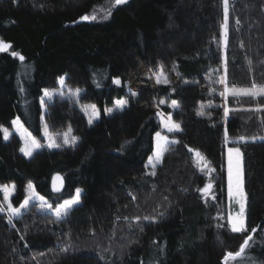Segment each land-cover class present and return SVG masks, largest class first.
Returning <instances> with one entry per match:
<instances>
[{
  "label": "trees",
  "instance_id": "1",
  "mask_svg": "<svg viewBox=\"0 0 264 264\" xmlns=\"http://www.w3.org/2000/svg\"><path fill=\"white\" fill-rule=\"evenodd\" d=\"M113 4L0 0V40L12 46L0 52V126L8 128L19 118L35 137L41 136L43 122L51 133L71 127L78 137L74 148H43L26 159L19 138L4 142L0 133V185H16L17 203L31 182L53 205L82 189L80 205L60 221L34 204L12 224L0 214V264H223L225 253L238 251L252 227L257 231L246 256L264 264V139L258 138L264 137V113L247 111L257 100L228 97L235 110L225 121L224 98L192 90H208V80L224 73L225 59L230 87L264 84V0H229L226 49L222 0ZM96 8L112 14L80 20ZM14 51L25 57L23 62ZM141 66L152 72L163 67L188 85L153 88L144 79L132 95L128 76ZM60 77L79 88L80 96H56L43 109L44 89H55ZM114 79L121 83L114 85ZM119 99L143 110L106 115L104 109ZM173 100L179 105L175 109L168 105ZM206 101L214 106L198 115L197 104ZM258 101L264 104V98ZM85 104L100 111L92 125L82 112ZM156 109L170 115L181 131L175 134L179 143L169 147L152 176L146 162L159 131ZM226 129L229 140L246 137L227 144L243 153L246 233H232L223 218ZM189 148L200 151L214 171H201ZM55 174L65 182L59 195L49 187ZM205 183L212 186L208 195L200 191Z\"/></svg>",
  "mask_w": 264,
  "mask_h": 264
},
{
  "label": "snow or ice",
  "instance_id": "2",
  "mask_svg": "<svg viewBox=\"0 0 264 264\" xmlns=\"http://www.w3.org/2000/svg\"><path fill=\"white\" fill-rule=\"evenodd\" d=\"M127 3V0H114L113 7L123 5ZM223 3V24H222V40L223 46L226 49L228 45V35H229V0H222ZM111 11L107 12V14L103 17V19H108L111 16ZM81 21H96L97 15L95 14H85L80 17ZM236 23L239 24L240 21L236 20ZM12 46L9 43L0 40V52H5L10 49ZM12 55L14 57H18L21 62L24 61L25 57L18 52H13ZM249 63H251L249 61ZM156 76V82L161 83L162 79L164 83H168L167 77L164 75L163 67H161V71L159 74H154ZM115 84L119 85L121 82L119 79L113 81ZM223 85V91L220 92V95L224 98L225 104L223 105V117L225 121H227L231 112L235 109L230 108L228 106V97H247L253 100H257L256 106L254 108L247 109V111L254 113H264V104H261L258 101V98H264V84H257L253 81L250 87H236L235 85L229 86L227 80V60L225 59L224 65V75L220 76L216 81ZM61 88L65 86L64 77H60L58 81ZM80 89H74L70 91V94L79 97ZM56 94L55 90L44 89V96L47 97L48 100L53 98V95ZM61 96L62 92L59 93ZM132 95H136V93H132ZM239 102V101H237ZM160 103H164V101H160ZM44 100H41V107H44ZM127 106V101L123 99H119L115 101L114 108L109 107L105 108V114H112L114 110L122 111ZM171 107H178L177 101L173 100L171 102ZM203 107V106H202ZM85 115L89 117L88 123L92 125L95 119H99L100 111L97 109L95 104L84 105L82 108ZM198 115H204L203 111L198 112ZM162 123L168 132H178L181 131V126L179 123H175L172 121L169 116L167 119H162ZM261 123L264 124V118H261ZM12 125L16 129V131L20 135V139L23 141V146L20 147L19 151L23 153L26 157H32L33 153L37 150L45 147L42 145L39 140H37L26 128H24L23 124H21L20 119L16 118L12 121ZM0 133L3 134V139L5 141L9 140L10 133L7 128L0 126ZM44 137L47 141L46 147L49 149L61 148L62 146L75 147L78 143V137L72 135L71 127L68 128L67 131L63 133H51L49 131V127L47 124L44 125L43 129ZM57 137H60L62 143L58 141ZM260 139H264V137H258ZM256 139V137L252 138ZM246 141V137L241 135L237 138V140L232 141V143L244 142ZM224 142L227 145L229 143V136L227 129L224 133ZM179 141L171 140L169 141L166 136H162L159 132L156 133V151L153 157L149 158V165H151L153 171L150 173L152 176L156 175L155 168L161 163L164 154L169 151L168 145L177 144ZM190 152L194 151V155L197 159V165L201 166V171L205 168H208V171H214L208 167V162L203 154L198 150H193L192 148L188 149ZM243 153L238 147H230L227 149V196L229 200L230 207L232 205L238 206V211L230 212L227 220L228 226L232 233H246L249 232V226L246 223V206H247V194L244 188V178H243V165H242ZM64 186L63 177L56 175L52 178V188L55 192H60V190ZM211 184L202 189V193L207 194L211 189ZM16 185L15 184H2L0 185V193H3V203H0V213H6L8 223L12 224L14 218H19L22 215V210H28L31 206L32 201L39 202V208L41 211H53V206L49 204L43 196H39L36 193V190L31 182L27 185V196L23 200L22 203L19 204V207H14L13 203L10 200V197L15 193ZM81 193L82 189L77 188L75 192V197L71 199H66L62 204H59L54 209V215L56 217V221L62 220L64 217L68 215V212L73 208L74 205H78L81 202ZM215 199V197H213ZM139 219V218H137ZM144 219H150L149 217H145ZM222 227V226H220ZM257 231L256 227L251 228V232L243 239V243L239 247L238 251L232 252L227 251L223 257V264H230V262L246 259L247 264H255V261L251 257L246 256L247 250L251 247V243L254 240V235ZM23 239V237H21ZM67 249H65L66 251Z\"/></svg>",
  "mask_w": 264,
  "mask_h": 264
},
{
  "label": "rangeland",
  "instance_id": "3",
  "mask_svg": "<svg viewBox=\"0 0 264 264\" xmlns=\"http://www.w3.org/2000/svg\"><path fill=\"white\" fill-rule=\"evenodd\" d=\"M128 1V0H127ZM113 2H114V0H113ZM107 8V7H106ZM106 8H104L105 9V11H103L102 9H100V8H96L95 10L96 11H98V12H94V14L95 15H97V17L99 16L100 18H102V15H101V13L103 14V17L105 16V14H106ZM98 13V14H97ZM160 71H161V67L160 68H158L157 69V71L156 72H152V71H149V70H147V69H145V67H143V66H141L139 69H138V73H131L129 76H128V84H129V90H131L132 91V93H134V91L137 89V88H139V87H142V83H140V81H142V80H144V79H147L150 83H151V86L153 87V88H155L157 85H162V84H170V85H178V86H180V88L181 87H186L188 84H186V83H184V82H181L180 81V79L178 78V76H176L175 74L174 75H172V76H170L169 75V72H166L164 69H163V71H164V75L167 77V80H168V83H164L163 82V79H162V81H161V83H157L156 82V76L154 75V74H159L160 73ZM222 75H224V73L223 74H221V75H215V76H213V78H211L210 80H208V82H207V84H209L211 87L208 89V90H203V89H201V88H198V87H193V93L194 94H196V95H205L206 97H218V98H220V99H223V97L220 95V92H222L223 91V85L222 84H220V83H217L216 81L219 79V77L220 76H222ZM65 79V78H64ZM114 80H117V79H114ZM113 80V81H114ZM113 84L114 85H117V84H115L114 82H113ZM189 87V86H188ZM182 89V88H181ZM53 90H55V93L56 94H54L53 95V98L54 97H56V96H59V97H62V98H71V99H78V97H75V96H73V95H71L70 94V91L71 90H74L73 88H70V87H68L67 85H66V83H65V86L63 87V88H61L60 87V85H59V83H57V86H56V88L55 89H53ZM60 92H62L63 93V95L61 96L59 93ZM80 94H81V91H80ZM80 96V95H79ZM229 97H231V96H229ZM52 98V99H53ZM51 99V100H52ZM42 100H44V102H46V101H50V100H48L47 99V97H45L44 96V92H43V97H42ZM124 100H126L127 101V106L122 110V111H120V110H114L113 111V113L114 112H126V113H129V112H133V111H142L143 109L142 108H138V107H136L135 106V104L133 103V101H131V100H127V99H124ZM172 102V101H171ZM171 102L168 104L169 106L171 105ZM215 103V102H214ZM85 105H90V104H85ZM224 104L223 103H221L220 104V106H223ZM114 106H115V102L113 103V105L111 106L112 108H114ZM203 106V107H202ZM214 106V104L212 103V102H210V101H206V102H204V103H198L197 104V106H196V110L198 111V112H200V111H203L204 112V115H207V110H209V109H211L212 107ZM45 107H43V109H44ZM83 108V107H82ZM173 108V107H172ZM176 108V107H175ZM175 108H173V109H175ZM83 112V114H84V116L86 117V120L88 121V119H89V117L87 116V115H85V113H84V111H82ZM105 113V112H104ZM106 115H109V114H106ZM156 115H157V118H158V121H159V133L162 135V136H166L167 138H168V140L169 141H171V140H176L177 141V138L175 137V134H177V133H179L180 131H178V132H168L167 131V129L164 127V125H163V123H162V119H167L170 115H165V114H163L160 110H158V109H156ZM204 115H201V116H204ZM171 117V116H170ZM16 119V118H15ZM171 119H172V117H171ZM97 119H95L94 121H96ZM93 121V122H94ZM172 121L173 122H175L173 119H172ZM21 122V121H20ZM175 123H177V122H175ZM22 124V123H21ZM44 122H43V124H42V127H41V136L40 137H35L37 140H39L40 142H41V144L42 145H45V147H42L41 149H43V148H46V149H49L48 147H46V144H47V141H46V139H45V137H44V134H43V129H44ZM25 128V127H24ZM8 130H9V133H10V137H9V140H10V138L13 136V135H15V136H17L18 138H19V141H20V143H21V145H20V147H22L23 146V141L20 139V135H19V133L16 131V129L14 128V126L12 125V122H11V126L10 127H8L7 128ZM68 130V128L67 129H65V130H63V131H61V132H54L53 134H55V133H63V132H65V131H67ZM29 132V131H28ZM2 138H3V134H2ZM57 139H58V141L59 142H61L62 143V140H61V138L60 137H57ZM8 140V141H9ZM235 140H237V139H235ZM235 140H233V139H231V140H229V143L231 142L232 143V141H235ZM3 141L4 142H8V141H5L4 139H3ZM172 145H174V144H170V145H168V147H170V146H172ZM228 148H230V147H228V145L225 147V155H226V159H225V172H226V200H225V202H226V204H225V210H224V216H223V218H224V222L228 225V220H227V217H228V215H229V213L230 212H236V211H238L239 209H238V206H235V205H232L231 207H230V204H229V200H228V196H227V149ZM239 148V147H238ZM55 149H58V148H55ZM55 149H49V150H55ZM40 150V149H39ZM39 150H37V151H39ZM36 151V152H37ZM155 151H156V133H155V135H154V138H153V151H152V154L149 156V158L150 157H153L154 156V153H155ZM35 153V152H34ZM33 153V154H34ZM20 154L24 157V158H26V159H30L31 157H26V156H24L23 155V153H21L20 152ZM149 158L147 159V162H146V166H147V171L149 172V173H151L152 171H153V169H152V167H151V165H149V163H148V161H149ZM160 164V163H159ZM158 164V165H159ZM9 185H11V184H13V183H8ZM209 184H211V183H205V184H203L202 185V187H201V190L202 189H204L207 185H209ZM34 186V185H33ZM26 189H27V186H26V188H25V196L19 201V202H15L14 200H15V197H16V194H17V192L15 191V193L10 197V200H11V202L13 203V206L14 207H19V204L20 203H22L23 202V200L26 198V196H27V191H26ZM200 190V191H201ZM211 190H212V187H211V189H210V191H209V193L211 192ZM76 192V191H75ZM37 193V192H36ZM208 193V194H209ZM2 194V199H1V201H0V203H3V193H1ZM38 194V193H37ZM208 194H206V195H208ZM39 196H41L40 194H38ZM205 195V194H204ZM75 197V193H74V195H73V197L72 198H74ZM49 204H51L52 206H53V211H41L40 210V208H39V202L38 201H32L31 202V205L32 204H34L35 205V208H36V210L37 211H40V212H46V213H51V214H53L54 213V209L59 205V204H62L64 201H62V202H60L59 204H56V205H53L49 200H47L46 198H44ZM81 203V202H80ZM80 203L78 204V205H80ZM78 205H74L73 206V208L74 207H76V206H78ZM72 208V209H73ZM71 209V210H72ZM25 210H22V213L24 212ZM0 214H4L6 217H7V215H6V213H0ZM54 215V214H53ZM55 216V215H54ZM229 227V226H228ZM230 228V227H229Z\"/></svg>",
  "mask_w": 264,
  "mask_h": 264
},
{
  "label": "water",
  "instance_id": "4",
  "mask_svg": "<svg viewBox=\"0 0 264 264\" xmlns=\"http://www.w3.org/2000/svg\"><path fill=\"white\" fill-rule=\"evenodd\" d=\"M56 175H59V176H61L62 177V175H60V174H55V175H53L52 177H51V179H50V182H49V187H50V191H51V193L52 194H55V195H59V194H61L62 192H63V190H64V188H65V182H64V186H63V188L60 190V192H55V191H53V188H52V178L54 177V176H56ZM63 180H64V178H63ZM208 186V185H207ZM206 186V187H207ZM201 193H202V191H201ZM209 193V192H208ZM207 193V194H208ZM202 194H205V193H202ZM206 195V194H205Z\"/></svg>",
  "mask_w": 264,
  "mask_h": 264
}]
</instances>
